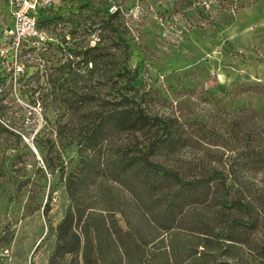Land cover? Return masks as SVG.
<instances>
[{
	"label": "rangeland",
	"instance_id": "rangeland-1",
	"mask_svg": "<svg viewBox=\"0 0 264 264\" xmlns=\"http://www.w3.org/2000/svg\"><path fill=\"white\" fill-rule=\"evenodd\" d=\"M35 17L13 44L0 0V264H50L67 213L55 264H264V0H50ZM122 61L140 106L171 126L151 159L185 180L230 172L257 221L242 244L193 231L215 218L202 191L181 192L172 229L158 227L173 190L126 168L154 132L107 128L81 148Z\"/></svg>",
	"mask_w": 264,
	"mask_h": 264
},
{
	"label": "trees",
	"instance_id": "trees-1",
	"mask_svg": "<svg viewBox=\"0 0 264 264\" xmlns=\"http://www.w3.org/2000/svg\"><path fill=\"white\" fill-rule=\"evenodd\" d=\"M114 17V13L108 14L107 21H111ZM94 49L99 50V45ZM125 49L126 46L122 49L123 53ZM113 72L114 80L109 87L112 89V97L109 101L98 103L97 107L93 108L94 110L88 111L92 128L88 137L81 144V148L83 150L95 148L103 139L104 129L107 128L119 133H127L136 140L139 136L154 132L152 138L147 142L139 143L140 147H136L137 151L133 152L126 161V168L130 170L139 168L147 173L158 175L160 181L167 183L173 190L168 203L163 206L161 218L157 222L158 227L162 230L172 229L174 221L178 215H181L182 208L185 207V204H180L181 192L191 194L202 191L205 193L203 196H206V204H209L210 200H216V203L213 202L217 206L215 218L213 217L211 223L206 225V229L196 223L193 225V231L206 235V230H208L207 233H210V236L226 244H242V236L253 230L257 221L249 210V204L243 198L234 195L232 184H230L231 179L228 177L230 172L224 174L212 171L206 175V178L185 180L177 172L154 162L151 158L156 155L157 151L164 145L171 144V126L167 121L146 113L135 96L131 94L133 73L125 66L124 61L115 63ZM158 131L160 134L157 135ZM46 168L49 169L50 165L47 164ZM216 218L218 225L215 227ZM69 229L70 216L67 213L56 228V249L50 258V264H55V259L70 252L65 249ZM5 246L2 245V247ZM261 255L264 256V248L261 249ZM185 262L187 264H206V255L203 252H195Z\"/></svg>",
	"mask_w": 264,
	"mask_h": 264
},
{
	"label": "built area",
	"instance_id": "built-area-1",
	"mask_svg": "<svg viewBox=\"0 0 264 264\" xmlns=\"http://www.w3.org/2000/svg\"><path fill=\"white\" fill-rule=\"evenodd\" d=\"M10 8V15L13 22L9 30V36L13 44L20 40L29 38L36 33L35 10L48 3L50 0H5Z\"/></svg>",
	"mask_w": 264,
	"mask_h": 264
}]
</instances>
